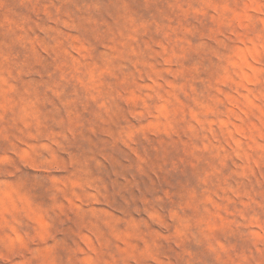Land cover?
I'll return each mask as SVG.
<instances>
[{
	"label": "rangeland",
	"instance_id": "obj_1",
	"mask_svg": "<svg viewBox=\"0 0 264 264\" xmlns=\"http://www.w3.org/2000/svg\"><path fill=\"white\" fill-rule=\"evenodd\" d=\"M0 264H264V0H0Z\"/></svg>",
	"mask_w": 264,
	"mask_h": 264
}]
</instances>
